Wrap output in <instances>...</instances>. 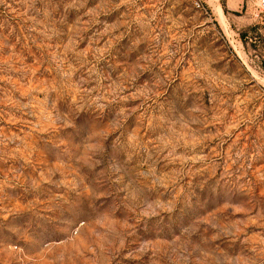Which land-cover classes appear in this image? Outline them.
Returning <instances> with one entry per match:
<instances>
[{
  "label": "rangeland",
  "instance_id": "374dc122",
  "mask_svg": "<svg viewBox=\"0 0 264 264\" xmlns=\"http://www.w3.org/2000/svg\"><path fill=\"white\" fill-rule=\"evenodd\" d=\"M264 0H0V264H264Z\"/></svg>",
  "mask_w": 264,
  "mask_h": 264
},
{
  "label": "built area",
  "instance_id": "2783aa9c",
  "mask_svg": "<svg viewBox=\"0 0 264 264\" xmlns=\"http://www.w3.org/2000/svg\"><path fill=\"white\" fill-rule=\"evenodd\" d=\"M258 8L264 9V1H260V3L258 4Z\"/></svg>",
  "mask_w": 264,
  "mask_h": 264
}]
</instances>
